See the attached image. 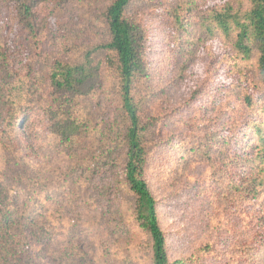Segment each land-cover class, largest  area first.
Masks as SVG:
<instances>
[{
  "label": "rangeland",
  "instance_id": "374dc122",
  "mask_svg": "<svg viewBox=\"0 0 264 264\" xmlns=\"http://www.w3.org/2000/svg\"><path fill=\"white\" fill-rule=\"evenodd\" d=\"M54 1L43 0L37 11L42 20L41 41L51 28L71 22L93 32L90 24L112 0H78L61 13L55 11ZM168 1L135 0L128 18L156 37L151 57L154 69L147 90L151 92L149 109L164 118L156 129L154 140L159 144L150 153L145 179L157 201L169 261L264 264V163L252 159L256 153L251 139L254 131L249 133L246 125L257 113L243 100L245 93L258 97L262 93L256 88V56L253 54L249 61L234 57L231 73L219 56L231 47L230 42L220 36L225 43L211 45L194 23L204 9L225 0H189L195 10H183L187 14L186 19L181 17V24L165 14ZM11 23L4 33L7 49L19 65L18 71L27 73V67H34L26 62L31 49L26 48L22 33L17 34L14 20ZM43 47L37 46L39 50ZM209 53L216 57L212 59ZM231 83L234 86L225 92ZM216 87L221 93L214 90ZM193 91H200L196 99L190 97ZM113 118V114L95 108L92 121L101 129ZM29 130V155L18 152L24 155L28 170L48 176L76 162L52 149L56 140L39 110L32 113ZM212 133L216 137L206 139ZM98 146V140L93 139L78 159L98 153ZM198 147L207 150L211 159L199 154ZM7 157L0 145V170ZM128 198L108 202L106 211L112 212L113 219L106 222L103 207L107 200L96 199L94 188L79 187L70 195L50 184L39 191L36 210L50 222L52 234L49 252L42 244L33 247L37 262L74 264L71 243L78 242L87 256L84 264H150L149 238L135 224ZM61 204L67 209L64 218L55 212ZM60 252L65 255L63 259Z\"/></svg>",
  "mask_w": 264,
  "mask_h": 264
},
{
  "label": "trees",
  "instance_id": "16d2710c",
  "mask_svg": "<svg viewBox=\"0 0 264 264\" xmlns=\"http://www.w3.org/2000/svg\"><path fill=\"white\" fill-rule=\"evenodd\" d=\"M76 1L55 0V11L61 13ZM42 3L0 0V145L8 156L0 170V264H42L33 247L42 244L49 252L52 226L37 212L36 196L50 184L70 195L79 187L94 188L96 199L107 200L103 207L106 222L113 219L112 212L106 211L108 202L130 196L133 220L149 238L150 264H182L169 261L157 201L145 179L150 153L159 144L154 140L156 129L164 118L149 109L147 84L154 69L155 33L128 18L135 0H112L90 24L93 32L71 22L51 28L41 41L42 20L37 11ZM168 4L165 14L177 24L182 23L181 17L186 19L183 10H195L189 0H169ZM203 12L194 23L211 45L224 44L223 39L230 42L232 49L219 56L231 73L234 57L249 61L256 56V88L262 93L260 97L245 93L243 100L257 113L246 125L249 133L254 131L251 139L256 153L252 159L264 163V0H225ZM11 20L17 34L25 37L26 48L31 49L26 62L34 67H27V73L18 71L19 65L7 49L4 33L12 26ZM16 35L14 39H18ZM39 44L44 46L41 50ZM234 84L225 87V92ZM214 90L221 93L220 87ZM196 92L200 91L191 92L190 97L196 99ZM95 108L113 114L111 123L106 120L107 128L93 124ZM35 110L42 112L47 130L56 140L52 149H58L64 158L76 159L48 176L28 170L24 155L18 153L28 156L31 150L29 124ZM215 137V133L207 134L206 139ZM93 139L98 140V153L78 159ZM197 149L206 160L211 159L207 150ZM55 212L64 218L67 209L61 204ZM80 245L71 243L74 264L87 261ZM59 255L60 259L65 256Z\"/></svg>",
  "mask_w": 264,
  "mask_h": 264
}]
</instances>
